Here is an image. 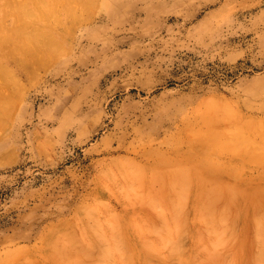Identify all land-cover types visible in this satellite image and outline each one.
<instances>
[{"label":"rangeland","instance_id":"374dc122","mask_svg":"<svg viewBox=\"0 0 264 264\" xmlns=\"http://www.w3.org/2000/svg\"><path fill=\"white\" fill-rule=\"evenodd\" d=\"M21 2L0 0V264H185L196 226L207 225L199 179L242 195L264 187V149L250 145L262 161L253 162L223 142L247 119L264 120V0L73 2L57 55L33 41L31 18L14 27ZM187 166L192 182H175L172 169ZM184 224L185 255L171 260Z\"/></svg>","mask_w":264,"mask_h":264},{"label":"bare ground","instance_id":"6f19581e","mask_svg":"<svg viewBox=\"0 0 264 264\" xmlns=\"http://www.w3.org/2000/svg\"><path fill=\"white\" fill-rule=\"evenodd\" d=\"M23 2H21L18 6H16L14 9H13V16L15 17V20H16V23H17V25L16 26H14V27H17V30H21V29H23L24 27H26V20H27V18H31V20H32V23H35L36 24V29H35V32H33V34H32V37H33V41H34V39H37L39 42H43L42 41V39H45V42H43V45L46 47V53H55L56 55H57V53L56 52H58V51H60V49H61V46H60V43H59V40L57 39V28L58 27H60V26H62L61 24L63 23V22H65L66 20H69V18L73 15V16H75L76 15V11H77V9L74 7V5H73V2H78V4H81V6H87V5H85V4H89L90 2H91V0H22ZM113 1H115V0H113ZM65 26V25H64ZM1 27V26H0ZM65 28H66V26H65ZM62 29V28H61ZM61 29H59L60 31H61ZM66 30V29H65ZM25 34V33H24ZM28 36H30V34L28 35ZM0 39H2V38H0ZM2 41V40H1ZM60 53V52H59ZM54 56V55H53ZM213 106V105H212ZM212 108V107H211ZM216 108V107H215ZM210 109V107L208 108V110ZM214 109V108H213ZM219 109V108H218ZM216 110V113H218V112H220L219 110ZM212 111V110H211ZM218 111V112H217ZM224 111V110H223ZM214 112V111H213ZM227 112V111H226ZM226 112H222L224 115H225V113ZM212 113V112H211ZM229 113V112H228ZM213 115H214V113H213ZM217 115H220V113H218ZM230 115V114H229ZM215 116V115H214ZM228 115H226L225 117L227 118V120H230V118L232 117V116H230V118L228 119V117H227ZM216 117V116H215ZM225 117H224V121H226L225 120ZM213 118V120L215 121V118L214 117H212ZM217 118V117H216ZM219 118V117H218ZM220 120H223V117H221L220 116ZM209 120H210V118H209ZM219 120V119H218ZM213 122V121H212ZM221 122V121H220ZM245 122V121H244ZM248 123V125H246L247 123ZM246 124L244 125V124H241V126H242V128H239V129H237V130H235L233 133L231 132V134H232V138H230L231 140L230 141H227L226 139L228 138V137H231V136H227V135H224L223 134V138H225V137H227V138H225V140L223 139V142L224 143H226L228 146L227 147H229V151L228 152H230V151H232L231 150V148L234 150V148L237 150L238 149V151L241 149L242 151H246V149H249V151L251 150L252 151V153L251 152H249V151H247V153H250V154H248L249 156H252L253 155V151L254 150H252V148H254L253 146L255 145V146H257V147H259V148H262V149H264V120L262 119V120H257V119H255V118H250V119H247L246 120ZM216 125H215V124ZM212 125L213 126H210L211 125V122L208 124V126L209 127H214V128H217V123L216 122H214ZM223 123V122H222ZM221 123V124H222ZM235 124V123H234ZM215 125V126H214ZM220 125V124H219ZM233 125V124H232ZM231 125V126H232ZM237 125V124H236ZM243 125L245 126V127H243ZM222 126V125H221ZM226 125H224V126H222V127H225ZM230 126V127H231ZM235 126V125H234ZM233 126V127H234ZM238 126V125H237ZM249 126H252V128L254 129V130H256L257 131V136H258V134L260 135L258 138H255L254 137V134L256 135V133H253V129L252 130H249V129H247ZM227 127V126H226ZM229 127V128H230ZM213 128V129H214ZM221 128V127H220ZM228 127H227V130L229 131V130H232L233 128H231V129H229ZM189 129V128H188ZM212 129V128H211ZM218 129H219V126H218ZM222 129V128H221ZM250 129H251V127H250ZM224 130V129H223ZM227 130H225V131H227ZM213 131H215V129L213 130ZM218 130L216 129V133H218L217 132ZM222 131V130H221ZM233 131V130H232ZM214 132V133H215ZM224 132V131H223ZM196 133V132H195ZM213 132H211V134H212ZM213 133V134H214ZM215 133V134H216ZM224 133H226V132H224ZM229 133H230V131H229ZM190 134H191V132H190ZM189 134V135H190ZM220 134H221V132H220ZM228 134V133H227ZM188 135V136H189ZM194 135V134H193ZM193 135H191L190 137H193ZM218 135V134H217ZM230 135V134H229ZM195 136V135H194ZM205 136V135H204ZM207 136V135H206ZM215 137H216V141L217 140H219L220 138H217V136L216 135H214ZM219 136H221V135H219ZM218 136V137H219ZM225 136V137H224ZM215 139V138H214ZM203 141H205V140H203ZM203 144L202 145H204L205 144V142H202ZM217 144H218V142H216ZM215 143V144H216ZM200 144V143H199ZM198 144V145H199ZM214 144V145H215ZM206 145H207V140H206ZM250 145H252V148H250ZM192 146H194V145H192ZM221 146V145H220ZM196 147V146H195ZM222 147V146H221ZM202 148V147H201ZM203 148H205V147H203ZM224 148L225 147H223V150H224ZM256 148V147H255ZM258 149V148H257ZM257 151H259L260 152V150H257ZM225 152V151H224ZM224 152H222L223 153V155H224ZM234 152V151H233ZM256 152V151H255ZM262 152V151H261ZM239 152H237V155H239L238 154ZM263 153V152H262ZM257 154L256 156L257 157H259V159H263L264 158V154ZM230 155V154H229ZM235 155L236 154H232V156H234L235 157ZM220 156V155H219ZM240 156H242V155H240ZM223 157V156H222ZM256 157V158H257ZM263 157V158H262ZM253 158H254V155H253ZM243 159V161L245 160L244 159V157L242 158ZM250 159H252V157H250ZM249 159V161H256V162H258L259 161V159H256L255 160V158H254V160H250ZM248 160V159H247ZM258 160V161H257ZM237 161V160H236ZM246 161V160H245ZM234 162H235V160H234ZM233 162V163H234ZM259 162H262V161H259ZM151 167V166H150ZM186 167V166H185ZM247 167V166H246ZM182 168H184V167H182ZM249 168V167H248ZM188 169V166H187V168H185V169H183V170H187ZM191 169V168H190ZM187 170V173H181V171H179V174H177L176 173V168H175V170H174V168L172 169L173 171H175L174 173H175V177L173 176L172 178H175V182L178 180V179H186L187 181H185L184 180V183L186 182H188V179H189V181L190 182H192L191 180V176L190 175H192V174H190V172L189 171H191V170ZM251 169V168H250ZM262 169V168H261ZM154 170V169H153ZM166 171H169V172H167V177L169 178V174L170 173H172L171 171V169H165ZM164 169H163V171H165ZM171 170V171H170ZM178 170H181L180 169V167H178ZM249 170V169H248ZM158 172L160 171V170H157ZM161 171H162V169H161ZM161 171H160V174L161 175H164L165 176V172H163V173H161ZM184 171V172H185ZM154 172V171H153ZM199 172V171H198ZM233 172V171H232ZM236 172H237V170H236ZM190 174V175H188L187 176V174ZM204 172L202 171V174H203ZM173 174V173H172ZM194 174V173H193ZM246 174V173H245ZM244 174V175H245ZM160 175V178L161 179H164V178H162V176ZM177 175H179V176H177ZM181 175L183 176V175H185V177L184 178H179V177H181ZM196 175V174H195ZM197 175H200V172H199V174H197ZM247 175V174H246ZM166 177V176H165ZM170 177H171V175H170ZM177 177H178V179H177ZM187 177V178H186ZM189 177V178H188ZM193 177H195L194 175H193ZM198 176H196V178H197ZM227 177V176H226ZM245 177V176H244ZM199 178V177H198ZM203 178V180H204V178L205 177H201V179ZM166 179V178H165ZM177 179V180H176ZM231 179V178H230ZM198 180V179H197ZM196 180V181H197ZM206 180V179H205ZM204 180V181H205ZM171 181V183L173 182V180L171 179L170 180ZM169 181V182H170ZM195 181V180H194ZM200 182V179L198 180V184H197V186H196V189H195V191H194V193H195V197H194V199H196V206H197V208L198 209H200V210H202V211H204L205 212V215H207V217H204V212H203V219L202 218H199V217H197L200 221H201V219L204 221L205 219H207V225L205 226V229H204V231L202 230V229H199L198 230V225L196 226V228H197V231H196V233L192 236V239L194 240V243L195 242H197L196 243V247H194L192 250H191V252H190V256H189V258L187 257V256H185L187 259L186 260H188L186 263H188V264H239L240 262L241 263H243V264H264V208H262L261 209V207L263 206V201H264V187H263V185L261 186V187H259L258 185V188H257V186H256V188H253L254 186V184H252V188L253 189H256V191L254 190L253 191V189L251 188V190L252 191H250V190H248L249 191V193L251 192V194H241V192H240V190L238 191L239 193H237V191H236V188H238V185H236L237 187L236 188H231V187H225V186H223V185H221L219 182H217V180H216V182L215 181H213V183L214 184H210V183H206V182ZM211 181V180H210ZM209 181V182H210ZM229 181H231V180H229ZM168 182V183H169ZM180 182V181H179ZM189 182V183H190ZM212 182V181H211ZM223 182V181H222ZM164 184H165V182H163ZM177 183H178V181H177ZM181 183V182H180ZM179 183V184H180ZM197 183V182H196ZM216 183V184H215ZM218 183L220 184V185H218ZM191 184V183H190ZM248 184V183H247ZM166 185V184H165ZM164 185V186H165ZM178 185V184H177ZM182 185H184L183 183H182ZM233 185H234V183H233ZM173 186V185H172ZM172 186H169V185H167L166 187H170L169 189H171L172 188ZM179 186V185H178ZM186 186V185H185ZM219 186V188H216V187H218ZM220 186H222V187H224V188H221ZM239 186H241V185H239ZM244 186H245V184H244ZM247 186H249V185H247ZM175 185H174V189H175ZM188 187L191 189V187H190V185H188ZM187 187V188H188ZM193 187V186H192ZM251 187V186H250ZM263 187V190L261 189L260 190V188H262ZM180 188V187H179ZM186 188V187H185ZM184 189V188H183ZM226 189H227V191H226ZM235 189V190H234ZM245 189V191H246V187L244 188ZM179 190V189H178ZM186 190V189H185ZM181 191V190H180ZM224 191H225V194L227 195V197H224L225 198V200H223L221 203H219L218 204V202L219 201H221L220 200V197L221 196H223V195H221L222 194V192H223V194H224ZM257 191H260V196H258L257 195V197H252L251 195L252 194H256V192ZM152 192V191H151ZM154 192V191H153ZM176 192V191H175ZM187 193L189 192L190 193V191L188 190V191H186ZM186 192H184V194L183 195H185L186 196ZM244 192V191H243ZM242 192V193H243ZM177 193V192H176ZM179 193V192H178ZM177 193V194H178ZM188 193V194H189ZM220 193V194H219ZM236 193H237V196H236ZM245 193V192H244ZM248 193V192H247ZM187 194V195H188ZM238 194H241L242 195V199H243V207H241V211L240 210H238V208L236 209L237 211L236 212H234L235 211V209L233 210L232 209V207H233V205H234V203L235 202H237L238 200H237V197H238ZM151 194H149V196H150ZM158 195V194H157ZM221 195V196H220ZM175 196H176V194H175ZM164 197V195L162 196V198ZM187 197V199L189 198L188 196H186ZM138 198H140V196L138 195V197H137V199ZM222 198V197H221ZM181 199V198H180ZM163 200V199H162ZM176 200H177V198H176ZM241 200V199H240ZM161 201V200H160ZM174 202H176L175 200H174ZM186 202H187V200L186 201H184V204H186ZM191 202L193 203V201L191 200ZM160 203H162V202H160ZM173 203V202H172ZM165 204V203H164ZM176 204H177V202H176ZM150 205L152 206V204L150 203ZM169 205V204H168ZM187 205V204H186ZM164 206V205H163ZM181 206H183V205H181ZM189 206H190V203H189ZM236 206V205H235ZM175 208H176V206H174ZM179 207V206H178ZM177 207V208H178ZM186 207V206H185ZM192 207V206H191ZM193 207H195L194 206V204H193ZM264 207V206H263ZM184 208V207H183ZM181 209L182 211L184 210V209ZM187 208H188V205H187ZM196 208V207H195ZM187 210V209H186ZM186 210H185V212H186ZM188 210H189V208H188ZM233 210V213H238V214H230V212ZM181 211V212H182ZM194 211V210H193ZM179 213H180V211H179ZM183 213H184V211H183ZM183 213H181V214H183ZM187 213V212H186ZM201 213V212H200ZM240 213L241 214H243L245 217H246V219H244V221L246 220V223L248 224V225H250V243H249V245L248 244H246V243H244L243 242V239H242V237H243V235H242V233H240V224H239V222L241 221V224H242V219H241V215H240ZM175 214V213H174ZM177 214V213H176ZM175 214V215H176ZM185 214V213H184ZM174 215V216H175ZM180 215V214H179ZM179 215H178V218H179ZM186 215V214H185ZM184 215V216H185ZM194 215V214H193ZM201 215V216H202ZM188 216L189 215H187V218H188ZM198 216H200V215H198ZM244 216H242L243 218H244ZM180 217L181 218H179V219H182L183 218V216L182 215H180ZM189 217H192V216H189ZM172 218V217H171ZM170 218V220H173V219H171ZM185 219L184 220H186L187 218L186 217H184ZM195 218V217H194ZM168 219V218H167ZM176 220V219H175ZM165 221H166V219H165ZM193 221V220H192ZM199 221V222H200ZM169 222V221H168ZM200 223H202V224H204L203 222H200ZM177 224V223H176ZM188 224V223H187ZM186 224V225H187ZM178 225H180V224H177V226ZM185 224H184V228H183V226H179L178 227V229L180 230L181 228H183L184 230H178L179 231V233H175V234H172V233H170V234H172V235H176V234H178V235H176V236H178L179 238L182 236V233L183 234H185V235H187L186 233H184L183 231H185L186 229V226ZM189 226V225H188ZM181 227V228H180ZM204 228V226H202L201 225V228ZM190 228H191V226H190ZM243 228V227H242ZM188 229V228H187ZM191 230V229H190ZM203 232H202V231ZM244 232V231H243ZM192 233V232H191ZM155 234V233H154ZM93 235V234H92ZM97 235V234H96ZM169 235V234H168ZM168 235H166L167 237H171L170 235L168 236ZM184 235V236H185ZM189 235V234H188ZM165 235L164 234H162V238L164 237ZM164 237V238H166L167 239V237ZM175 236V238H177ZM183 236V237H184ZM140 237V236H139ZM173 237V236H172ZM172 237H171V239H172ZM96 238V237H95ZM141 238V237H140ZM146 238V237H145ZM144 238V239H145ZM149 238V237H148ZM153 238V237H152ZM161 238V239H162ZM168 238V239H169ZM174 237H173V240L175 239ZM99 239V238H98ZM149 239H151V238H149ZM157 239H158V237H157ZM161 239H158V241L159 240H161ZM166 239H162V242L164 241V240H166ZM183 239V238H182ZM147 240V239H146ZM152 240V239H151ZM151 240H149V242L151 241ZM181 240V238L180 239H177V240H175L174 241V243H173V248L171 249V250H168V254H167V256L169 257V258H171V260H172V258H173V260H175L174 259V257H176V256H179V259L180 260H183V256L185 255H183V250H181V246L183 245V241H182V245H180V241ZM197 240V241H196ZM145 241V240H144ZM198 241L201 243L200 245H198ZM136 242V241H135ZM149 242H147V243H149ZM152 242V244L150 243V245L148 244H146L145 242V247H147L148 246V248H145V249H148V250H150V248H152L151 247V245L153 246L154 244H153V241H151ZM162 242H160L161 244H162ZM164 244H165V241H164ZM169 245V246H168ZM243 245H245V248H244V246ZM135 246V245H134ZM156 246V245H155ZM162 246V245H161ZM172 246H170V244H167V247H172ZM247 246H249L248 248H247ZM140 247H141V245H140ZM70 248V247H69ZM120 248H121V246H120ZM136 248V247H135ZM139 248V247H138ZM158 248H160V250H161V247H158ZM164 248H166V247H163V249ZM143 249V248H142ZM144 249V250H145ZM183 249V248H182ZM118 250V249H117ZM115 251V252H118V251ZM159 250V249H158ZM140 251V250H139ZM152 251H154L153 250V248H152ZM170 251V252H169ZM249 251V253L250 254H248L247 255V252ZM119 252H120V250H119ZM136 252V251H135ZM145 252V251H144ZM157 252V251H156ZM140 253V252H139ZM143 253V252H142ZM108 254V253H107ZM163 254V253H162ZM161 255V254H160ZM164 255V254H163ZM162 255V256H163ZM180 257H182V258H180ZM205 259V260H204ZM205 262H204V261ZM176 261V260H175ZM177 261H179L178 259H177ZM176 261V264H181V263H179V262H177ZM163 263V262H162ZM185 263V264H186ZM240 263V264H241Z\"/></svg>","mask_w":264,"mask_h":264}]
</instances>
